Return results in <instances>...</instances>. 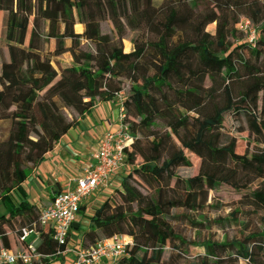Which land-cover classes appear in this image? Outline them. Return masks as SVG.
<instances>
[{
  "label": "trees",
  "instance_id": "obj_1",
  "mask_svg": "<svg viewBox=\"0 0 264 264\" xmlns=\"http://www.w3.org/2000/svg\"><path fill=\"white\" fill-rule=\"evenodd\" d=\"M211 6L222 9L214 18V35L206 31L212 21L205 10ZM1 14L8 52V61L0 66L3 248H9L8 234L20 240L21 230L38 221L40 210L21 190L30 169L78 126L96 101H113L122 92L123 80L131 83L130 94L121 98L122 124L133 139L124 149L129 170L120 187L93 210L89 228L80 234L81 247L127 235L132 244L122 264H162L165 247L176 240L184 244L168 222L171 211L203 209L204 191L220 185L248 190V202L264 209V148L240 154L238 142L223 143L221 134L224 116L236 112L233 90L239 87L240 102L254 108L261 95L262 113L250 114L248 123L250 136L264 143L261 0H0ZM240 17L253 24L263 20L252 44L227 40L237 32ZM104 21L110 23L113 37L101 34ZM77 24L83 26L80 34L74 32ZM127 31L137 35L125 53ZM49 41L51 57L68 53L71 65L56 62L55 67L39 55ZM206 79L212 87H205ZM159 124L161 131L155 129ZM191 157L198 161L197 174L177 177L174 170L191 167ZM15 191L22 193L17 204L12 203ZM73 229L80 232L76 224ZM37 231L35 250L45 258L33 264L56 261L53 256L65 246L53 241L48 228ZM259 239L264 241V236L228 244L208 241L202 248L213 264H264L258 258L264 245L254 241ZM21 242L26 248L25 240Z\"/></svg>",
  "mask_w": 264,
  "mask_h": 264
},
{
  "label": "rangeland",
  "instance_id": "obj_2",
  "mask_svg": "<svg viewBox=\"0 0 264 264\" xmlns=\"http://www.w3.org/2000/svg\"><path fill=\"white\" fill-rule=\"evenodd\" d=\"M264 4V0H261ZM203 8L200 6L198 11ZM219 7L211 6L205 10L206 15L211 19V23L206 27V31L214 35L216 22L214 18L221 13ZM2 18L3 15H0ZM263 17V16H262ZM244 17H240L242 19ZM263 19V18H262ZM261 19V20H262ZM230 21L232 16H230ZM264 20V19H263ZM262 21L257 24L249 22L246 30L234 33L232 36L227 35V40L230 43H239L241 40L247 39L250 36V32H256L261 27ZM32 25L30 24L25 40V46H27ZM100 30L102 35H108L113 37L112 28L109 22L104 21L100 24ZM83 26L77 24L74 27V32L81 33ZM137 35L136 32L127 31L126 36L122 42L123 51L127 53L132 49L131 41ZM66 44H69L67 41ZM85 49H91L89 45L82 43ZM52 42L49 41L43 46L39 55L47 57L51 60L56 67V62L61 66H69L72 64L71 57L68 53L59 58L51 57ZM246 60L250 59V55L247 52L245 54ZM2 61H8V52L6 42L4 39L3 23L0 20V66ZM205 87H212L210 80L206 79ZM121 97H126L130 94L131 83L129 81H122ZM216 92L220 88L214 86ZM241 89L235 87L233 90L234 105L236 112L234 114H226L223 119V129L221 134L223 135L222 142L226 143L229 139H235L237 143L236 152L243 154L246 151L250 153L256 149L264 148V143H259L256 138L250 136L249 132V120L250 114L253 113L258 117L263 110V102L261 95H259V101L256 108L246 103H241L240 97ZM218 93V94H219ZM218 101L222 103V98L219 97ZM238 110V111H237ZM250 112V113H248ZM67 115L73 116V113ZM155 129L161 131L163 125L159 124ZM191 167H179L174 170V174L181 178L186 179L193 177L198 172V161L191 157ZM259 182H255L254 187ZM174 184V179L170 182V187ZM252 187V188H254ZM117 188V187H116ZM144 192V191H143ZM248 194V190L235 191L227 185H220L214 190H206L202 194L201 204L203 209L196 212L185 211L183 209H174L170 213L168 222L173 228L174 233L183 240L184 244L179 241H173V243L163 249L161 257L162 264H213L211 258H205V251L202 245L210 242L218 244L230 243L235 240L248 239L250 237H263L264 236V209L251 205L245 198ZM97 207H95L96 209ZM93 214V211L92 213ZM17 238V236H15ZM256 243L260 242L264 245V241L254 240ZM18 245V244H17ZM19 248V246H18ZM262 261H264V250L258 255Z\"/></svg>",
  "mask_w": 264,
  "mask_h": 264
},
{
  "label": "built area",
  "instance_id": "obj_3",
  "mask_svg": "<svg viewBox=\"0 0 264 264\" xmlns=\"http://www.w3.org/2000/svg\"><path fill=\"white\" fill-rule=\"evenodd\" d=\"M249 25V20L242 18L236 25V29L244 31ZM256 32L251 31L246 41L252 44ZM119 97V130L106 133L99 141L97 151L92 155V161L85 166L73 185L62 192L57 193L49 206L40 209L38 221L31 228L21 230L20 241H24L31 233L39 235L37 228H48L52 232L53 241L65 246L64 250L57 251L53 258H63L68 253L74 254V259L69 264H122L121 261L128 258V247L132 244V238L127 235H114L109 239L98 242L94 246L83 248L69 247L71 227L75 224L82 203L94 192L110 191L120 187H112V181L117 175H126L129 168L126 164L124 149L132 143V137L127 126L122 124L124 112L122 108L121 93ZM121 178V179H122ZM117 187V188H116ZM45 258L36 252L32 246H27L19 252H12L0 248V264H33ZM49 258V257H48ZM52 258V257H51Z\"/></svg>",
  "mask_w": 264,
  "mask_h": 264
},
{
  "label": "crops",
  "instance_id": "obj_4",
  "mask_svg": "<svg viewBox=\"0 0 264 264\" xmlns=\"http://www.w3.org/2000/svg\"><path fill=\"white\" fill-rule=\"evenodd\" d=\"M77 34H80L77 32ZM119 97L113 101H96L90 113L79 120L78 126L69 130L54 148L48 152L43 161L35 168L30 169L27 178L21 185L25 197L39 210L51 203L53 197L69 189L73 181L81 174L82 169L92 161V155L97 151L99 141L108 132L119 130ZM122 175H117L112 181V187L117 186ZM110 188L94 192L81 205V211L76 219V226L80 230H71L69 247L77 248L80 244L81 232L89 228V218L95 207H99L109 195ZM22 193L15 191L12 194V203L17 204L22 199ZM6 212V207L0 204V215ZM9 248L12 252L25 249V245L8 234ZM27 246L36 248L40 242L39 235L31 233L25 239ZM18 244V245H17ZM19 246V248H18ZM0 248H3L0 243ZM50 264H69L74 259L73 253L63 258H54Z\"/></svg>",
  "mask_w": 264,
  "mask_h": 264
}]
</instances>
